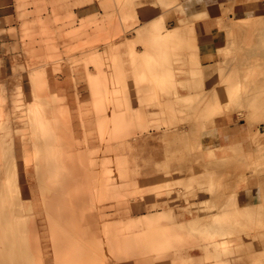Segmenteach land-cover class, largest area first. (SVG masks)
<instances>
[{
	"label": "rangeland",
	"instance_id": "1",
	"mask_svg": "<svg viewBox=\"0 0 264 264\" xmlns=\"http://www.w3.org/2000/svg\"><path fill=\"white\" fill-rule=\"evenodd\" d=\"M154 1L17 0L21 25L7 31L5 60L0 56V157L16 174L18 196L0 212V253L10 248L17 208L20 235L34 240V254L48 251L60 264H100L104 255L86 223L105 217L93 216V205L110 208L105 187L112 166L131 189L135 210H164L167 223L175 214L183 224L187 243L177 237L172 264H264V0L219 4L206 27L211 47L203 59L196 39L203 27L194 23L207 17L199 13L206 0H167L160 9ZM81 3L90 6L77 20L73 11ZM177 26L193 31L170 39L142 31ZM19 32L20 48L10 44ZM46 74H68L71 88L83 93L77 100L101 149L74 151L79 142L73 146L67 128L54 127L55 114L66 126L73 111L64 98L47 96ZM60 132L67 148L56 140ZM61 160L70 163L68 173ZM66 177L76 179L66 200L85 206L86 220L62 209L69 206L61 199L70 190ZM228 195L235 201L225 204ZM34 203L38 212L30 214ZM150 218L146 225L158 221ZM168 228L146 232L154 251L170 248ZM80 234L85 247H63Z\"/></svg>",
	"mask_w": 264,
	"mask_h": 264
},
{
	"label": "crops",
	"instance_id": "2",
	"mask_svg": "<svg viewBox=\"0 0 264 264\" xmlns=\"http://www.w3.org/2000/svg\"><path fill=\"white\" fill-rule=\"evenodd\" d=\"M45 1H54V0H45ZM229 0H206L202 4V9L200 10V14H206L207 17L203 19L196 20L195 25H201L203 29L200 30L199 35L196 34V39H200L201 42L199 43V52L198 57L203 59L210 53V42H205L208 39L209 32L206 30L207 24L213 19V17L219 14L218 6L224 2H228ZM90 5L85 3H81L78 7L74 8L73 14L77 16V20L81 18H85L86 16V9ZM18 2L17 0H0V56L2 59L5 60L4 56L5 53L3 52V47L6 44L7 38V31L14 28L16 30L17 24L21 25V20H19L18 16L19 13L17 12ZM89 8L88 10H90ZM82 14V15H79ZM95 14V11H94ZM9 24H14V26H9ZM194 25V26H195ZM129 31H126V34ZM63 34L64 31H63ZM130 34V33H129ZM134 35L131 32V36ZM54 36V35H53ZM20 39L21 34L16 33L15 35V42L10 44H17V47L20 48ZM142 51V49L138 50ZM143 52V51H142ZM97 63V62H96ZM92 67V66H91ZM89 67V68H91ZM95 69V68H94ZM66 70V68L64 69ZM83 74V73H82ZM130 85V84H129ZM46 92L47 96L51 98L52 101H55L56 98L62 97L65 99V106L67 110H72L73 114L68 115V123L69 128L65 131L66 137H68V142H72L73 146L77 145L76 143L79 142L77 148L73 147L74 151H81V150H97L101 149L100 141L97 138L95 129L92 127L87 126L86 117L84 114L85 110L81 104L82 92L78 91L77 87L71 88V78L69 75L62 74L58 76L57 74H46ZM74 87V86H73ZM133 87V86H132ZM88 90V86L86 88ZM56 97V98H55ZM138 108V107H137ZM136 109V108H133ZM137 134H144L141 132H136ZM132 140V141H131ZM71 144V143H70ZM131 146H134L133 139H130ZM69 160V159H67ZM65 167H68L70 163L65 161ZM68 164V165H67ZM104 165V164H103ZM106 166V165H104ZM109 166V165H108ZM64 167V166H63ZM111 170H113V174L109 177V183L105 187V195L109 200V207L106 210L101 211V207L93 205L90 207L91 213L93 216L97 215H105L104 219H99L98 217L94 218L91 223H86L89 226V232L93 234L94 243L99 250L103 253L104 258H99L98 262L100 264H172L173 262V254L177 251V237L180 238L181 242L184 244L187 243V240L184 239L183 224L178 222L175 214L171 216L170 223H167L164 217V210L149 208L147 206H143L138 210H135L134 206L132 205V196L130 194L131 189L128 188L127 183L120 180L117 176V171L114 174V168L112 166ZM113 168V169H112ZM64 175V174H63ZM76 180V179H75ZM78 181V180H77ZM122 184L125 185L124 188H120ZM80 192V191H79ZM81 193V192H80ZM61 194V193H60ZM64 196L63 199H69L67 192H63ZM70 195V194H69ZM68 196V197H67ZM85 198V196H82ZM80 198V197H79ZM35 204V203H34ZM119 204V205H117ZM116 205V206H115ZM35 209L33 208L30 210V214L38 212V205L35 204ZM63 210L66 211L65 214L67 215H82L83 218L86 220L85 214L86 207L84 206L82 210L78 208H73L70 206L62 207ZM13 212V226L14 228V235L12 239L8 241L9 249H2L0 253V264H21V247L24 243L25 245V254L27 256L26 260L28 264H60L59 260L50 256V253L46 251L44 254L36 255L33 253L32 248L34 240L33 239H23L21 237L22 229L21 226L17 223V220L21 216L20 210L17 208L14 209ZM28 212V213H29ZM152 215L158 216V221H152L150 225H146L144 223V219L148 218L149 221L153 220L150 218ZM5 219V218H4ZM21 219V218H20ZM91 219V218H90ZM10 217L5 219V221H9ZM10 222V221H9ZM83 226V223H80ZM65 227V225H63ZM168 228L169 233V246L170 248L165 251L153 250L151 246L147 243L145 239V235L147 231H158L160 228ZM178 227V228H177ZM181 228V230L179 229ZM64 229V228H63ZM179 231H178V230ZM37 231V230H36ZM83 235V234H82ZM82 235H79V238H74L71 241L63 240V247L66 246H82L85 247V239L82 238ZM187 235H189L187 233ZM66 242H70L67 243ZM87 242V241H86ZM72 243V245H71ZM84 243V244H83ZM88 243H90L88 241ZM181 243L179 242V245ZM40 245V244H39ZM4 248V247H3ZM83 251L79 250V253ZM162 257V259H161ZM63 261V260H62ZM85 261V258H84ZM63 263V262H62ZM97 263V262H95Z\"/></svg>",
	"mask_w": 264,
	"mask_h": 264
},
{
	"label": "bare ground",
	"instance_id": "3",
	"mask_svg": "<svg viewBox=\"0 0 264 264\" xmlns=\"http://www.w3.org/2000/svg\"><path fill=\"white\" fill-rule=\"evenodd\" d=\"M167 2V0H156V1H154V3H153V6H152V8L153 9H160V8H162V6H164V4ZM169 12V11H168ZM166 14V16H167V12L165 13ZM169 14V13H168ZM110 17V16H109ZM166 18V17H165ZM165 20V19H164ZM165 24L162 22V26H160L161 28H163V29H165V26H164ZM178 25V24H177ZM159 28V27H158ZM188 30L189 29H191L192 31H193V28H187ZM186 29V30H187ZM158 31L157 29H150V30H145V29H143L142 31H144V32H148V34L149 35H154L155 33L157 34V33H159L160 35L159 36H165L166 38H173V37H175L176 35H177V37H178V35L184 30H182V28L180 27V26H177V27H174V28H172V29H170L169 31H167L166 33H165V31H161L160 32V28H159V31L158 32H156V31ZM186 30H184V31H186ZM186 31V32H189V31ZM191 30H190V33L191 34H193L192 32H191ZM108 31V30H107ZM118 31V30H117ZM143 32V33H144ZM119 33V32H118ZM146 34V33H145ZM182 34H184V32L182 33ZM101 35V34H100ZM100 35H98L97 37H99ZM116 35V34H115ZM139 35H141V34H139ZM144 35V34H143ZM142 35V36H143ZM107 35H105V37H106ZM109 36V35H108ZM107 36V37H108ZM117 36V35H116ZM101 37V36H100ZM114 37V36H113ZM147 37V36H146ZM155 37H156V35H155ZM149 38V37H148ZM120 39V38H119ZM123 39H127V38H123ZM144 39V38H143ZM160 40V39H159ZM150 42V41H149ZM148 43V42H147ZM163 43V42H162ZM128 44H129V42H128ZM159 44V43H158ZM150 45V44H149ZM172 45V44H171ZM110 46V45H109ZM132 46V45H131ZM146 46V45H145ZM134 47V46H133ZM132 47V48H133ZM108 48V47H107ZM159 48V47H158ZM157 48V49H158ZM145 49L147 50V49H149V47L147 48V46L145 47ZM152 49L154 50V48L152 47ZM164 49V48H163ZM111 50V49H110ZM133 50L135 51V53L136 54H138L137 53V51L135 50V48H133ZM109 51V50H108ZM149 51V50H148ZM156 51V50H155ZM157 51H161V53H163V51H162V48H161V50H157ZM156 51V52H157ZM111 52V51H110ZM109 52V53H110ZM154 52V51H153ZM148 53V52H147ZM156 54H160V53H156ZM110 55H111V53H110ZM139 55H141V53H139ZM95 58H94V61H96L97 62V58H96V56H94ZM94 64H96L94 61H93V59L91 60ZM97 69H99L98 67H97ZM94 70H96V69H94ZM96 72H98V71H96ZM111 75V74H110ZM95 76V75H94ZM112 78V77H111ZM45 88H46V86H45ZM65 112V111H64ZM54 115V114H53ZM57 115L58 114H55L54 116H53V118H52V124H54V127H56V129L57 128H59V129H57V130H61V128L62 127H66L67 129L69 128V124H68V121H67V124H66V126H64L63 125V123H61V122H59V121H57L58 119H57ZM60 115H65V114H60ZM67 115V114H66ZM42 116H45V118L46 119H48V114H43ZM55 121V122H54ZM2 125V124H1ZM62 125V126H61ZM44 126V125H43ZM2 128H4V125L2 126ZM66 131V130H65ZM65 131H64V133H65ZM61 133L62 132H60V134H59V136H57L56 137V140L58 141H61V142H59L58 141V144L59 143H61V146H64L65 145V147H66V145L67 144H63V134H62V136H61ZM29 135H30V133H29ZM65 135V134H64ZM31 137V135L29 136V138ZM40 138V137H39ZM38 138V139H39ZM32 140V142H33V137H31V139H30V141ZM39 140H41V139H39ZM35 141H36V139H35ZM34 141V142H35ZM38 141V140H37ZM53 141V140H52ZM66 141V140H65ZM39 142V141H38ZM54 142H56V141H54ZM67 142V141H66ZM68 143V142H67ZM57 144V143H56ZM1 145V144H0ZM60 145V144H59ZM62 148V147H61ZM67 148V147H66ZM69 149V148H68ZM0 150H1V147H0ZM63 150H65V148L63 149ZM67 150V149H66ZM63 152V151H62ZM61 153V152H60ZM59 153V155H57V156H60L61 154ZM65 154V153H64ZM66 155V154H65ZM64 155V156H65ZM66 157V156H65ZM57 158H63V154H62V157L60 156V157H57ZM69 158V157H68ZM66 160V159H65ZM65 160L63 161V160H61V161H63V163L65 162ZM66 163V162H65ZM60 164V163H59ZM61 165V164H60ZM68 165V164H67ZM63 166H64V164H63ZM7 169V174L5 175L4 174V171L6 172V169ZM41 169H42V167H40ZM43 168H45V167H43ZM66 167L64 166L63 167V171H62V173H68V171H67V169H65ZM48 170V169H47ZM55 171V170H54ZM40 172V175H43V173L45 172V171H43V169L42 170H40L39 171ZM70 172V171H69ZM72 172H73V170H72ZM71 172V173H72ZM15 173V172H14ZM14 173H11L10 172V170H9V162H6L5 163V161L3 162L2 161V159H1V157H0V212L2 213V211L6 208V206H8L10 203H12V202H15L16 200V198H17V196H16V194H15V192H14V187L16 186V180L17 179H15L16 177H14V176H16V174H14ZM59 173V172H58ZM57 172H54V175L56 176L57 174H58ZM74 173V172H73ZM72 173V174H73ZM48 174V173H47ZM71 174V175H72ZM48 176H50L49 174H48ZM62 176V175H61ZM64 176V175H63ZM67 181L69 180L67 177L65 178ZM63 180V179H62ZM66 180H63V181H66ZM73 180V179H72ZM51 181V180H50ZM67 181H66V185L63 183V187H67L68 185L70 186L69 188H67V189H70L67 193H69L70 191H72V190H74L73 188H74V185H75V180H73L74 182H71V180H69V183L71 182V183H73L74 185H71V183L69 184H67ZM52 182V181H51ZM10 184V187H8V185L7 184ZM53 185V184H52ZM51 185V187H53ZM72 186H73V188H72ZM65 187V188H66ZM76 188V187H75ZM51 189V188H50ZM54 189V188H53ZM52 192V191H51ZM60 192V191H59ZM41 193V192H40ZM44 194L45 195H47L48 194V192H44ZM70 194V193H69ZM68 194V195H69ZM233 195V194H232ZM232 195H228V196H226L225 197V201H224V203L225 204H229V203H232L233 201H235L234 199L235 198H233V196ZM61 196V195H60ZM64 195H62L61 196V199H63L62 197H63ZM65 201V204L67 205V203H68V205H69V200H64ZM66 201H68V202H66ZM70 201H72V200H70ZM76 201V200H75ZM46 202L47 201H44V204H46ZM79 202H81V201H79ZM84 202V201H83ZM72 203V202H71ZM76 204H77V201L75 202ZM74 202L72 203V204H75ZM82 203V202H81ZM83 204V203H82ZM81 204V205H82ZM63 205H64V203H63ZM80 205V206H81ZM69 206H71V207H75V205H69ZM79 206V207H80ZM83 206V205H82ZM81 206V208H79V209H82L83 207ZM30 207H31V205L30 204H28V206H27V208L28 209H30ZM77 207H78V205H77ZM78 209V208H77ZM81 211V210H80ZM4 212V211H3ZM83 215V214H82ZM8 218L10 217V216H7ZM7 217H4L5 219H7L8 220V218ZM4 219V220H5ZM211 220H212V217H211ZM215 221V220H214ZM224 227V226H223ZM222 226L220 227V228H223ZM219 230V229H218ZM221 230V232H224V231H222V230H225L224 228L223 229H220ZM95 262V261H94ZM261 263V262H260ZM21 264H28L27 263V261L25 260V258H23V257H21Z\"/></svg>",
	"mask_w": 264,
	"mask_h": 264
}]
</instances>
